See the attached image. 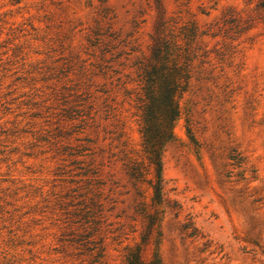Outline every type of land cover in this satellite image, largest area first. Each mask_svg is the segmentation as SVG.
Instances as JSON below:
<instances>
[{
  "label": "rangeland",
  "instance_id": "rangeland-1",
  "mask_svg": "<svg viewBox=\"0 0 264 264\" xmlns=\"http://www.w3.org/2000/svg\"><path fill=\"white\" fill-rule=\"evenodd\" d=\"M160 3L172 27L200 29L246 6ZM158 16L155 0H0V264H126L141 242L122 142L151 178L134 98ZM232 44L221 59V37L203 36L176 96L162 173L178 206L159 207L143 250L161 264H264V24ZM83 215L102 247L90 257L70 241Z\"/></svg>",
  "mask_w": 264,
  "mask_h": 264
},
{
  "label": "trees",
  "instance_id": "trees-1",
  "mask_svg": "<svg viewBox=\"0 0 264 264\" xmlns=\"http://www.w3.org/2000/svg\"><path fill=\"white\" fill-rule=\"evenodd\" d=\"M244 1V9L228 8L219 20L207 29H200L194 21L172 27L173 18L165 17L160 0H155L159 16L152 34L150 54L138 61V87L134 98L143 139L141 150L149 161L148 165L153 167L151 178H147L148 172L139 154L126 141L122 142L121 159L133 192L139 197L134 205L135 213L144 223L141 242L125 249L126 264H161L156 255L149 259L143 250L154 240L159 207L174 209L178 206L166 196L162 173L163 149L175 141L172 126L179 115L176 96L187 88L195 62H205L208 52L201 48L203 36L221 37L222 45L216 49V54L222 59L229 54L235 40L257 25L264 24V0ZM97 34L95 31L92 44L97 43ZM231 158L238 165L242 162L239 155H232ZM144 183L151 188L149 206L144 202ZM84 217L76 220L80 222L82 232L76 233L70 241L78 244L81 254L90 257L102 247L93 239L97 232L96 221Z\"/></svg>",
  "mask_w": 264,
  "mask_h": 264
}]
</instances>
